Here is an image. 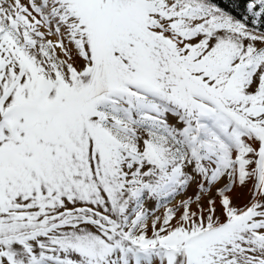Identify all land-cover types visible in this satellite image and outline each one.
I'll list each match as a JSON object with an SVG mask.
<instances>
[{"label":"snow or ice","instance_id":"snow-or-ice-1","mask_svg":"<svg viewBox=\"0 0 264 264\" xmlns=\"http://www.w3.org/2000/svg\"><path fill=\"white\" fill-rule=\"evenodd\" d=\"M0 264H264V0H0Z\"/></svg>","mask_w":264,"mask_h":264},{"label":"rangeland","instance_id":"rangeland-1","mask_svg":"<svg viewBox=\"0 0 264 264\" xmlns=\"http://www.w3.org/2000/svg\"><path fill=\"white\" fill-rule=\"evenodd\" d=\"M247 198V190H244L243 194L241 195L240 199L237 201L238 203H244Z\"/></svg>","mask_w":264,"mask_h":264},{"label":"trees","instance_id":"trees-1","mask_svg":"<svg viewBox=\"0 0 264 264\" xmlns=\"http://www.w3.org/2000/svg\"><path fill=\"white\" fill-rule=\"evenodd\" d=\"M222 2H226V0H222Z\"/></svg>","mask_w":264,"mask_h":264}]
</instances>
